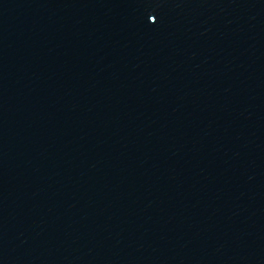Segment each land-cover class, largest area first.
I'll list each match as a JSON object with an SVG mask.
<instances>
[{"label": "water", "instance_id": "95a60500", "mask_svg": "<svg viewBox=\"0 0 264 264\" xmlns=\"http://www.w3.org/2000/svg\"><path fill=\"white\" fill-rule=\"evenodd\" d=\"M0 264H264V0H0Z\"/></svg>", "mask_w": 264, "mask_h": 264}, {"label": "snow or ice", "instance_id": "6c2138e0", "mask_svg": "<svg viewBox=\"0 0 264 264\" xmlns=\"http://www.w3.org/2000/svg\"><path fill=\"white\" fill-rule=\"evenodd\" d=\"M148 19H149V21L152 22V23H155V22H156V17L153 16V15H149Z\"/></svg>", "mask_w": 264, "mask_h": 264}]
</instances>
